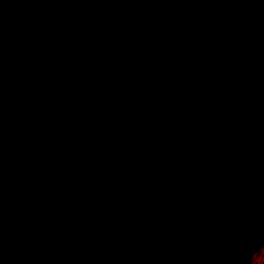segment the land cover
<instances>
[{"label":"water","instance_id":"95a60500","mask_svg":"<svg viewBox=\"0 0 264 264\" xmlns=\"http://www.w3.org/2000/svg\"><path fill=\"white\" fill-rule=\"evenodd\" d=\"M264 264V0H0V264Z\"/></svg>","mask_w":264,"mask_h":264},{"label":"bare ground","instance_id":"6f19581e","mask_svg":"<svg viewBox=\"0 0 264 264\" xmlns=\"http://www.w3.org/2000/svg\"><path fill=\"white\" fill-rule=\"evenodd\" d=\"M262 253V247L257 249L251 256L248 264H256V262L259 260Z\"/></svg>","mask_w":264,"mask_h":264},{"label":"rangeland","instance_id":"374dc122","mask_svg":"<svg viewBox=\"0 0 264 264\" xmlns=\"http://www.w3.org/2000/svg\"><path fill=\"white\" fill-rule=\"evenodd\" d=\"M261 259H262V253H261V256H260L259 260L256 262V264H259Z\"/></svg>","mask_w":264,"mask_h":264}]
</instances>
